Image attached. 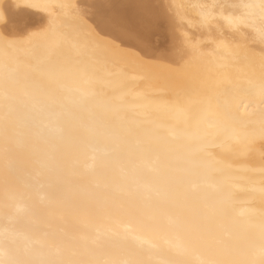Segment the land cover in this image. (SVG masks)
Listing matches in <instances>:
<instances>
[{"label":"bare ground","instance_id":"obj_1","mask_svg":"<svg viewBox=\"0 0 264 264\" xmlns=\"http://www.w3.org/2000/svg\"><path fill=\"white\" fill-rule=\"evenodd\" d=\"M157 2L0 0V264H264V0Z\"/></svg>","mask_w":264,"mask_h":264},{"label":"rangeland","instance_id":"obj_2","mask_svg":"<svg viewBox=\"0 0 264 264\" xmlns=\"http://www.w3.org/2000/svg\"><path fill=\"white\" fill-rule=\"evenodd\" d=\"M135 1H140V0H135ZM141 1H146V0H141ZM148 1H150V3H151V6L155 9V10H157V11H159V9H158V2H157V0H148ZM157 2V3H156ZM156 4H157V7H156ZM87 10V13L88 14H91V10L89 9V7L86 9ZM162 21V20H161ZM93 24V26H96L95 24H96V22L93 20V22H92ZM163 21L161 22V30H162V32H163V34L165 35V42L162 44V45H158V43H157V37L156 36H154V37H152V39H150V42L149 41H147V44H148V47H149V49L151 50L150 52H152V54H153V56H151V55H149V54H146L145 52H143V53H140V55H142L141 57H145V59H148V58H158V59H162V58H159L160 56L161 57H166L170 52H169V42H168V35H167V32L165 31L166 29H165V25H164V27H163ZM8 27L11 29V27H12V23H8ZM98 27V26H97ZM108 37V36H107ZM110 37V36H109ZM152 42V43H151ZM117 43H121V41L119 42V40L117 41ZM154 43V44H153ZM158 45V46H157ZM122 46V45H121ZM167 46V47H166ZM153 47V48H152ZM158 47V48H157ZM129 49H132V48H130V47H128ZM168 48V49H167ZM134 49V48H133ZM135 51H137V52H139L138 50H136V49H134ZM159 53H158V52ZM163 51V52H162ZM168 53V54H167ZM156 56H158V57H156ZM147 57V58H146Z\"/></svg>","mask_w":264,"mask_h":264},{"label":"water","instance_id":"obj_3","mask_svg":"<svg viewBox=\"0 0 264 264\" xmlns=\"http://www.w3.org/2000/svg\"><path fill=\"white\" fill-rule=\"evenodd\" d=\"M118 2L120 3H127L128 1L127 0H117ZM156 36L157 37V43L158 45H162L164 42H165V36L164 35H160V34H154L152 37Z\"/></svg>","mask_w":264,"mask_h":264}]
</instances>
